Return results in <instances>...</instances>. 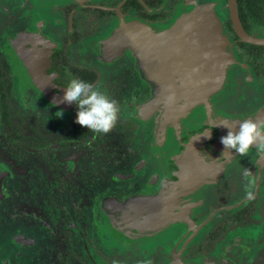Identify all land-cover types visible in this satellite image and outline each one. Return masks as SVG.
<instances>
[{
	"label": "flooded vegetation",
	"instance_id": "1",
	"mask_svg": "<svg viewBox=\"0 0 264 264\" xmlns=\"http://www.w3.org/2000/svg\"><path fill=\"white\" fill-rule=\"evenodd\" d=\"M1 4L0 264H264V157L254 147L246 156L225 152L221 143L229 131L224 125L238 131L243 120L264 121V44L236 33L229 0ZM203 5H211L225 39L223 85L200 101L177 96L163 103L162 94L174 92L162 82L177 76L176 48L151 36ZM235 5L246 36L264 40V0ZM15 18L27 28L10 33L4 22ZM34 77L48 78L47 87ZM72 79L117 102L111 132L75 123L76 104L61 103ZM9 103L19 115L32 112L35 123L41 113V141H9L26 140ZM60 110L62 118L55 115ZM93 156L109 160L99 171L104 181L93 174ZM56 194L74 203L57 228L42 206L34 208L40 199L55 203ZM20 207L34 214L24 217ZM82 225L93 251L72 247ZM60 231L62 245L52 240Z\"/></svg>",
	"mask_w": 264,
	"mask_h": 264
},
{
	"label": "water",
	"instance_id": "2",
	"mask_svg": "<svg viewBox=\"0 0 264 264\" xmlns=\"http://www.w3.org/2000/svg\"><path fill=\"white\" fill-rule=\"evenodd\" d=\"M236 0H229V6L231 11V18L236 30V33L244 40L254 44H264V40H255L246 36L244 33L236 11ZM211 5H203L196 7L191 13L180 17L173 27L164 32L168 40L172 41V46L176 48V58L183 60V56L187 55V59L181 62L177 67V76L170 79H163V86H167V81L172 86L174 92L178 88H184V95L188 97L201 96L203 98L210 96L221 88L225 79L226 66L229 62L228 55L226 54L224 38L221 34V30L216 19ZM206 17H202V15ZM197 24L198 30L195 27ZM199 24L204 26V30L199 29ZM189 31L187 34L184 32ZM199 31H206L207 33L201 34ZM181 44L177 43V39ZM185 39V40H184ZM204 53L205 59L200 56ZM199 57L200 61H203V66L199 68V72L194 70L192 73L190 70V59ZM208 56V57H207ZM188 64V66L186 65ZM180 68L184 70L181 74ZM42 73V70L39 74ZM34 80L38 82L40 87H47L49 82L46 77H34ZM200 81L203 82L201 86ZM175 94V93H174ZM177 100L176 96H174ZM203 98H197L198 101ZM200 99V100H199ZM166 94H162V102H166ZM196 101V100H194Z\"/></svg>",
	"mask_w": 264,
	"mask_h": 264
},
{
	"label": "clouds",
	"instance_id": "3",
	"mask_svg": "<svg viewBox=\"0 0 264 264\" xmlns=\"http://www.w3.org/2000/svg\"><path fill=\"white\" fill-rule=\"evenodd\" d=\"M65 89L61 103L76 104L75 123L95 134H107L112 131L120 113L115 100L80 79H72ZM174 99V95H171L168 102H174ZM55 115L62 118L63 111L60 110ZM224 126L229 129L227 135L221 138L225 152L231 153L234 150L238 155L246 156L254 147L258 155L264 157V121L243 120L239 123L238 131L235 130L236 127Z\"/></svg>",
	"mask_w": 264,
	"mask_h": 264
},
{
	"label": "rangeland",
	"instance_id": "4",
	"mask_svg": "<svg viewBox=\"0 0 264 264\" xmlns=\"http://www.w3.org/2000/svg\"><path fill=\"white\" fill-rule=\"evenodd\" d=\"M2 5L3 4H1L0 6H2ZM20 14L23 15L24 13H20ZM4 24H5L6 29L10 30L9 31L10 33L11 32H15L17 29L25 28V26H26V24L24 23L23 20L18 21L16 18L15 19H9L6 22H4ZM26 28H27V26H26ZM6 38H7L6 35H5V37H1V39H3V41H4V44L6 43ZM14 95L16 96L17 94L14 92ZM17 96H19V95H17ZM11 97H12V94L10 92V98ZM18 100L21 102V105H22V101L23 100H21L20 97H18ZM14 105H15V107L10 104L11 114L16 112L15 108H16L17 105L15 103H14ZM16 113H17L16 115H13L12 123L16 124L15 128L18 129V131L20 130L25 135L26 140L16 143V141H15L16 138H15V136H13V137L10 138L9 141L11 143L18 144V145H19V143L23 144V143L29 142L28 144L30 146H33L36 142L41 141L43 139L42 133H40L39 131H36L37 130L36 127L43 128L42 117H40L41 113L38 112L37 115H36L37 123H35L34 120L31 119V116L35 117L34 115H32L33 114L32 112H30V115H27L24 112H20L21 115H19V112H16ZM25 122H29V125L26 124ZM31 122H32V124H31ZM32 130H34V132H32ZM2 131H3V133H6L7 135H11L9 130L6 129V128H3ZM1 145H2V149L3 150L7 149L6 145H4V143H2ZM94 157L95 156H93V161H95L94 167H93V174L97 178V181L98 180L104 181V177H103L102 174H103V171L107 170L106 169V163L109 160L103 158V156L101 158L100 157L94 158ZM103 166H105V167H103ZM99 168H100V170H99ZM114 170H117V168H115ZM99 171L102 174H100ZM57 176H60V173H56V177ZM95 177H94V179H95ZM56 182H57V180H56ZM46 194L47 193H45L44 195L46 196ZM55 197L56 198L53 200V201H55V203H51L48 206L46 204V202L44 201V199H40V200L37 201V204L36 203L34 204V208H37L36 212H39L38 210H41L40 208L42 206V208H43L42 212H43V215L46 218V220L50 219L52 221L53 227L57 228L58 223H61V225H62V223L64 222L65 218H63L62 216H64V215L68 216L69 212L71 214H73L72 207L74 206V203L70 204L69 202L68 203L61 202L60 201L61 196H60V198L58 200L57 199L58 198L57 194L55 195ZM70 198L72 199V196ZM75 204H77V203H75ZM84 210H85V207H82V208L79 207V211H80L79 213L80 214H78V215H80V216H78V215L77 216L80 218L81 221H84V219H85V215L86 214H85ZM30 213H31V215L34 214L33 210L32 209L27 210L26 207L21 208V211L19 212V214L24 216V217H27L26 215L30 214ZM28 217H30V216H28ZM67 221H68V219H67ZM80 224H82V223H80ZM62 234L63 233L61 231L58 232V233L53 232L52 233V236H53L52 240H55L57 243L59 242L62 245L64 243L63 242L64 239H62ZM81 234H82L81 240L78 242L77 245L74 244V246H72V247L78 248L79 245L83 244V245L89 247L90 251H93V246H92L93 239L91 240V242L89 244L87 243V241L89 240L87 238H88V236H91V235L89 234V232H87V230L83 227V225H82ZM81 256L83 257V259L85 258V256L82 253H81Z\"/></svg>",
	"mask_w": 264,
	"mask_h": 264
},
{
	"label": "bare ground",
	"instance_id": "5",
	"mask_svg": "<svg viewBox=\"0 0 264 264\" xmlns=\"http://www.w3.org/2000/svg\"><path fill=\"white\" fill-rule=\"evenodd\" d=\"M211 8V7H210ZM202 17H206V15H202ZM195 27H196V29L198 30V27H197V24H195ZM199 29H202V30H204V26L202 25V24H199ZM189 31H187V32H184V34H187ZM202 35L203 34H205V33H207L206 31H203V32H201V31H199ZM121 31H119L118 32V36H120L121 38H122V36H121ZM167 36L164 34V33H162V34H160V33H156V34H152V36H151V38L153 39V38H161V39H165V40H167V38H166ZM177 40V43L178 44H181V42L178 40V38L176 39ZM185 40V39H184ZM170 42V41H169ZM174 46H172V48H173ZM205 54L202 52L201 54H200V56L201 57H203V59H205V56H204ZM173 56H175V54L173 55ZM187 55H185L184 56V59H186V60H188L187 59ZM208 57V56H207ZM173 59V61L175 60V62H176V64L177 65H180L181 64V62L182 61H184V59L183 60H180V58H172ZM191 65H190V70L192 71V73H195V71L194 70H197L196 72H199V68H200V66H203V61L201 62L200 61V59H199V57H195V58H193V56H191V59H190V62H189ZM200 83H201V86L203 85V82L202 81H200ZM165 94H166V97H167V103H169L168 102V97L169 96H171V95H174V96H178V99H183L185 102H189V103H191L192 101H194V100H197V98H203V97H201L200 95L199 96H197V97H188V96H185L184 95V88H183V90L180 92V93H178V92H176L175 94H174V92H172V93H169V92H165ZM184 192H186V191H183L182 192V194L184 193Z\"/></svg>",
	"mask_w": 264,
	"mask_h": 264
},
{
	"label": "trees",
	"instance_id": "6",
	"mask_svg": "<svg viewBox=\"0 0 264 264\" xmlns=\"http://www.w3.org/2000/svg\"><path fill=\"white\" fill-rule=\"evenodd\" d=\"M252 4H254V2H258L259 0H249ZM256 15V17H259L257 14H255Z\"/></svg>",
	"mask_w": 264,
	"mask_h": 264
}]
</instances>
